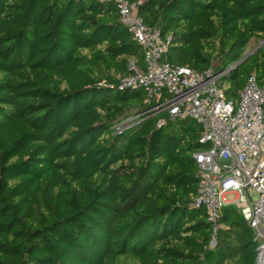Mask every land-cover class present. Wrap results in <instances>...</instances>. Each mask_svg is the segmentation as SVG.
Wrapping results in <instances>:
<instances>
[{
	"label": "trees",
	"instance_id": "16d2710c",
	"mask_svg": "<svg viewBox=\"0 0 264 264\" xmlns=\"http://www.w3.org/2000/svg\"><path fill=\"white\" fill-rule=\"evenodd\" d=\"M127 1L169 40L163 62L228 71L229 99L252 75L264 88V45L236 67L264 41V0ZM132 64L143 52L114 2L0 0V264H256L263 244L236 208L212 249L190 207L193 121L118 128L150 106L144 89H119Z\"/></svg>",
	"mask_w": 264,
	"mask_h": 264
},
{
	"label": "built area",
	"instance_id": "2783aa9c",
	"mask_svg": "<svg viewBox=\"0 0 264 264\" xmlns=\"http://www.w3.org/2000/svg\"><path fill=\"white\" fill-rule=\"evenodd\" d=\"M114 2L122 24L143 52V69L132 64L119 82L120 90L144 89L150 105L118 126L124 129L152 118L158 126L169 121L195 122L204 150L193 154L197 165V191L190 207L205 210L212 226L210 247L217 246L221 212L236 208L253 232V241L264 244V88L252 75L237 99L220 88L228 71L211 67L204 73L163 62L169 48L157 27L138 15L140 3ZM157 99L152 104V99ZM167 119H162V114Z\"/></svg>",
	"mask_w": 264,
	"mask_h": 264
},
{
	"label": "rangeland",
	"instance_id": "374dc122",
	"mask_svg": "<svg viewBox=\"0 0 264 264\" xmlns=\"http://www.w3.org/2000/svg\"><path fill=\"white\" fill-rule=\"evenodd\" d=\"M262 43L263 42H260V41H252L248 46H247V48H246V52H245V55H247V54H249V53H252V52H254L255 50H257L259 47L261 48L263 45H262ZM157 103V99H152V104L154 105V104H156ZM160 118H162V119H167V114H162L161 116H160ZM189 121H191V120H189ZM123 123V122H122ZM121 123V124H122ZM195 123V122H194ZM190 124L189 123V125H187V129L188 130H191L193 127H196V126H198L196 123L195 124ZM168 129H167V131L168 132H171L172 130H174V131H180L181 130V127H182V124H183V122L182 121H177V122H173V121H169L168 122ZM199 127V126H198ZM182 132V131H181ZM201 150H204V149H201ZM264 245V244H263Z\"/></svg>",
	"mask_w": 264,
	"mask_h": 264
},
{
	"label": "water",
	"instance_id": "95a60500",
	"mask_svg": "<svg viewBox=\"0 0 264 264\" xmlns=\"http://www.w3.org/2000/svg\"><path fill=\"white\" fill-rule=\"evenodd\" d=\"M264 44V41H263V43H262V45ZM260 48V47H259ZM259 48L257 49V50H255L254 52H252V53H249V54H247V55H245L237 64H236V67L237 66H239L240 64H242L243 62H245L246 60H248V58H250L251 56H253L258 50H259ZM232 69L230 68L229 69V71H231ZM262 248H264V245H262L261 247H259L258 248V250H257V252H258V256H257V260H256V264H259V259H260V255H259V253H260V249H262Z\"/></svg>",
	"mask_w": 264,
	"mask_h": 264
},
{
	"label": "bare ground",
	"instance_id": "6f19581e",
	"mask_svg": "<svg viewBox=\"0 0 264 264\" xmlns=\"http://www.w3.org/2000/svg\"><path fill=\"white\" fill-rule=\"evenodd\" d=\"M260 259H259V264H264V248L260 249Z\"/></svg>",
	"mask_w": 264,
	"mask_h": 264
},
{
	"label": "crops",
	"instance_id": "0c3cea01",
	"mask_svg": "<svg viewBox=\"0 0 264 264\" xmlns=\"http://www.w3.org/2000/svg\"><path fill=\"white\" fill-rule=\"evenodd\" d=\"M143 67H144V65H143Z\"/></svg>",
	"mask_w": 264,
	"mask_h": 264
}]
</instances>
